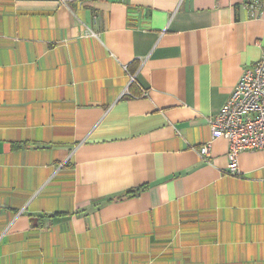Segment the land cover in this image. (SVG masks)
I'll return each mask as SVG.
<instances>
[{
	"label": "crops",
	"instance_id": "obj_1",
	"mask_svg": "<svg viewBox=\"0 0 264 264\" xmlns=\"http://www.w3.org/2000/svg\"><path fill=\"white\" fill-rule=\"evenodd\" d=\"M263 44L264 0H0V264H264L209 126Z\"/></svg>",
	"mask_w": 264,
	"mask_h": 264
},
{
	"label": "built area",
	"instance_id": "obj_2",
	"mask_svg": "<svg viewBox=\"0 0 264 264\" xmlns=\"http://www.w3.org/2000/svg\"><path fill=\"white\" fill-rule=\"evenodd\" d=\"M209 126L211 140L223 137L228 143L227 167L232 174L238 173L241 152L264 149V44L259 59L240 76ZM209 147L210 141L200 147L203 157L209 155Z\"/></svg>",
	"mask_w": 264,
	"mask_h": 264
},
{
	"label": "trees",
	"instance_id": "obj_3",
	"mask_svg": "<svg viewBox=\"0 0 264 264\" xmlns=\"http://www.w3.org/2000/svg\"><path fill=\"white\" fill-rule=\"evenodd\" d=\"M143 189V187H139L137 190H136V193H138L139 191H141Z\"/></svg>",
	"mask_w": 264,
	"mask_h": 264
}]
</instances>
